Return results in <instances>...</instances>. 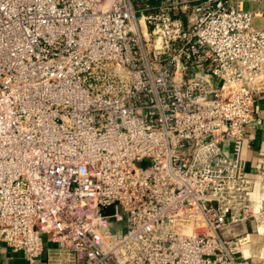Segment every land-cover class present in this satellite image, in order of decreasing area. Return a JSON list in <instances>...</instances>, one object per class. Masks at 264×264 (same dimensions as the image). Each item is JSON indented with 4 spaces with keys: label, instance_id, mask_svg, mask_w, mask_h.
<instances>
[{
    "label": "built area",
    "instance_id": "2783aa9c",
    "mask_svg": "<svg viewBox=\"0 0 264 264\" xmlns=\"http://www.w3.org/2000/svg\"><path fill=\"white\" fill-rule=\"evenodd\" d=\"M153 1L0 0V244L29 264H251L220 229L264 233V0Z\"/></svg>",
    "mask_w": 264,
    "mask_h": 264
},
{
    "label": "crops",
    "instance_id": "0c3cea01",
    "mask_svg": "<svg viewBox=\"0 0 264 264\" xmlns=\"http://www.w3.org/2000/svg\"><path fill=\"white\" fill-rule=\"evenodd\" d=\"M249 9L257 7L255 3H247ZM260 13L253 17V26L264 27V1L259 6ZM230 142H226L224 150L230 155ZM241 156L246 163V175L253 177L255 186L259 187L262 179L261 169L264 166V92L258 95L254 103V119L248 123L245 129L242 143ZM259 189V188H258ZM257 190V189H255ZM249 234V243L245 246L244 256L251 264H264V233L252 230L250 224L240 221L225 225L220 229V234L230 244L233 238L240 234ZM0 264H29L22 251L12 250L4 243L0 244ZM37 264H44L41 257Z\"/></svg>",
    "mask_w": 264,
    "mask_h": 264
},
{
    "label": "trees",
    "instance_id": "16d2710c",
    "mask_svg": "<svg viewBox=\"0 0 264 264\" xmlns=\"http://www.w3.org/2000/svg\"><path fill=\"white\" fill-rule=\"evenodd\" d=\"M135 1H140V0H135ZM150 2H154L153 0H150Z\"/></svg>",
    "mask_w": 264,
    "mask_h": 264
},
{
    "label": "rangeland",
    "instance_id": "374dc122",
    "mask_svg": "<svg viewBox=\"0 0 264 264\" xmlns=\"http://www.w3.org/2000/svg\"><path fill=\"white\" fill-rule=\"evenodd\" d=\"M142 164V163H141Z\"/></svg>",
    "mask_w": 264,
    "mask_h": 264
}]
</instances>
